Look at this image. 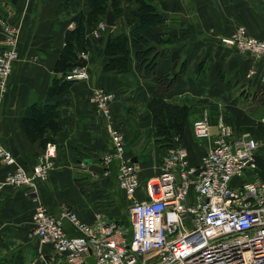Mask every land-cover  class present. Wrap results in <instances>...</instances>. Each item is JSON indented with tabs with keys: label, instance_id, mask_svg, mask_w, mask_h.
Wrapping results in <instances>:
<instances>
[{
	"label": "crops",
	"instance_id": "1",
	"mask_svg": "<svg viewBox=\"0 0 264 264\" xmlns=\"http://www.w3.org/2000/svg\"><path fill=\"white\" fill-rule=\"evenodd\" d=\"M153 2L162 17L155 32L167 41L155 45V53L163 57L153 74H138L133 59L125 73L104 69L109 61L105 55L107 40L130 31L124 21V25L117 21L116 27L101 35L96 50L83 53L87 55L89 78L72 83L62 95L50 97L49 89L60 79L55 65L65 45V33L73 29L75 13L89 12L86 0H0V17L20 34L19 59L13 65L6 93L0 94L2 144L17 166L30 171L45 145L23 128L27 108L33 104L59 105L65 123L53 142L49 141L56 147L55 167L44 182L38 183L37 197L25 187L1 185L10 168L0 165V264H39V246L29 237L38 203L51 213L66 205L88 225L95 224L99 214L103 220L121 222L126 203L131 201L117 185V161H112L107 171L102 167L101 159L112 151V143L103 117L89 102L95 89L116 95L111 105L113 121L123 136L126 156L139 168L136 200L159 194L156 178L167 150L151 124L148 104L153 98L188 106L179 145L187 150L189 166H198L212 145L211 139L199 141L194 137L193 123L203 118L212 138L217 124L225 123L231 137L246 133L258 143L257 170L245 174L242 181H264V59L239 55L220 42L238 26L249 36L264 40V0ZM124 8L123 17L127 18L137 6L132 3ZM3 37L0 28V47ZM165 76L174 86L168 93L158 94L157 81ZM65 227L70 236H76L71 226ZM43 250L46 253L49 247Z\"/></svg>",
	"mask_w": 264,
	"mask_h": 264
},
{
	"label": "built area",
	"instance_id": "2",
	"mask_svg": "<svg viewBox=\"0 0 264 264\" xmlns=\"http://www.w3.org/2000/svg\"><path fill=\"white\" fill-rule=\"evenodd\" d=\"M97 24L93 38L108 31ZM3 34L0 47V94L7 91L13 65L18 61L19 31L0 17ZM222 46L239 55L264 59V40L249 36L242 26L220 39ZM86 59L87 55L81 54ZM87 67L76 66L59 78L82 82L89 78ZM254 73V72H252ZM116 95L93 90L89 102L103 117L112 151L101 159L104 171L117 161V185L130 199L128 226L120 221L103 220L88 225L68 206L51 213L38 203L32 217L30 238L37 241L39 264H264V181H242L257 170L258 143L249 134L231 137L225 123H218L213 138L206 119L193 123L196 140H212L211 148L199 165L189 166L188 153L180 138L166 150L156 178L159 194L144 200L134 195L140 186L138 165L126 156L125 142L116 128L111 105ZM30 171L17 166L4 147L0 135V165L10 168L1 185L28 188L38 195V183L55 167L56 147L45 145ZM263 168H264V160ZM105 174V173H104ZM235 184V182H240ZM66 225L76 236H70ZM49 247L44 252L43 247ZM56 257L58 259H56Z\"/></svg>",
	"mask_w": 264,
	"mask_h": 264
},
{
	"label": "trees",
	"instance_id": "3",
	"mask_svg": "<svg viewBox=\"0 0 264 264\" xmlns=\"http://www.w3.org/2000/svg\"><path fill=\"white\" fill-rule=\"evenodd\" d=\"M134 3L137 8L131 11L124 24L130 28L128 34L120 33L111 35L107 40L106 56L109 61L105 66L106 71L125 73L128 62L133 59L135 71L138 74L150 75L155 72L157 62L163 55L155 53V45L166 41L162 35L155 32V27L162 22V17L156 13L153 0H86L89 12L75 13L71 21L74 23L72 30L65 33V45L55 65V72L66 74L75 67L78 54L89 53L97 49L101 37L94 39L91 35L99 22L105 20L107 12L113 13L114 22L125 14L124 6ZM111 30L110 28H108ZM167 42V41H166ZM74 82L60 78L49 89L48 96L56 97ZM174 86V81L167 76L157 81L158 94L168 93ZM59 105H30L25 111L22 123L23 128L33 137H38L41 144L53 142L64 126L58 109ZM148 110L152 117L154 134L159 142L166 148L173 144V138H181L189 108L185 105H176L164 100L153 98L149 101ZM246 181L247 178H246ZM122 223V221H121ZM128 226V221L127 225Z\"/></svg>",
	"mask_w": 264,
	"mask_h": 264
},
{
	"label": "water",
	"instance_id": "4",
	"mask_svg": "<svg viewBox=\"0 0 264 264\" xmlns=\"http://www.w3.org/2000/svg\"><path fill=\"white\" fill-rule=\"evenodd\" d=\"M164 17H166V16H164ZM104 23L106 25L105 27H108L110 29L116 27L115 22H114V19H113V13L110 10L107 12V14L105 16V22ZM75 65L76 66H80V67H86L87 66V62H86V60L80 58L76 62ZM132 162H134V160H132Z\"/></svg>",
	"mask_w": 264,
	"mask_h": 264
},
{
	"label": "rangeland",
	"instance_id": "5",
	"mask_svg": "<svg viewBox=\"0 0 264 264\" xmlns=\"http://www.w3.org/2000/svg\"><path fill=\"white\" fill-rule=\"evenodd\" d=\"M123 20H124V17H119L118 19H117V21H119V23H121L122 25H124L123 24ZM116 21V22H117ZM102 22V21H101ZM104 22V21H103ZM100 23V22H99ZM74 26V25H73ZM97 27V26H96ZM112 30V29H111ZM108 31H109V29H108ZM107 31V32H108ZM128 207H129V201L126 203V207H125V210H124V214H123V217H122V219H121V221H122V223H124V225H127V221H128V219H127V211H128Z\"/></svg>",
	"mask_w": 264,
	"mask_h": 264
}]
</instances>
